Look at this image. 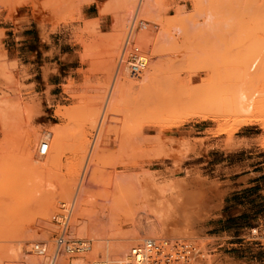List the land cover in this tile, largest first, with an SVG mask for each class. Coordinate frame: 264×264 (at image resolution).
<instances>
[{
  "label": "rangeland",
  "instance_id": "374dc122",
  "mask_svg": "<svg viewBox=\"0 0 264 264\" xmlns=\"http://www.w3.org/2000/svg\"><path fill=\"white\" fill-rule=\"evenodd\" d=\"M104 1L0 0V136L23 140L31 193L48 207L36 210L32 237L5 244L0 264H45L31 248L51 246L61 202L73 204L69 236L93 242L87 260L98 246L123 259L131 241L167 237L198 244L196 264H264V0H144V12L140 0ZM85 3L91 14L109 7L87 21ZM132 45L147 57L135 76L119 60ZM150 71L169 99L128 104L138 110L132 119L123 102L144 91ZM113 90L120 110L107 135L126 129L143 140L94 159L89 150L102 144L78 138L97 135ZM103 158L116 174L109 185L78 191L87 162ZM122 172L129 186L118 184Z\"/></svg>",
  "mask_w": 264,
  "mask_h": 264
},
{
  "label": "crops",
  "instance_id": "0c3cea01",
  "mask_svg": "<svg viewBox=\"0 0 264 264\" xmlns=\"http://www.w3.org/2000/svg\"><path fill=\"white\" fill-rule=\"evenodd\" d=\"M110 0H105V3H109ZM111 3V2H110ZM113 3H111L112 5ZM108 4H104L107 9ZM101 6V7H103ZM94 7L93 3H85L82 5L81 13L84 20H91L101 15L100 8L96 7L93 14L90 13L91 8ZM109 13L102 14V17L110 16ZM114 22L111 21L108 29L109 32L113 27ZM79 61H83L82 55L84 53L83 44H79ZM96 137V136H95ZM95 137H80V142L92 140L93 143H100L98 148L102 149L99 155L103 154H116L125 150L128 146L124 145L129 143L124 139H128L123 135H108L101 136L99 140H95ZM97 138V137H96ZM121 140H119V139ZM6 139V140H3ZM75 139V138H73ZM0 242L4 245L0 246V253L5 251V244L9 241L27 240L34 234L35 212L36 210L46 211L48 207L36 206L34 195L32 192L34 187V166L20 153L19 148L23 143V140L18 137L12 136H0ZM63 146H60L62 148ZM123 147V148H122ZM105 150L103 151V149ZM121 148V149H119ZM110 150V152L108 151ZM67 157L60 159L59 166V183L61 184L62 178L66 180L67 175ZM108 158H103L102 162L94 163V169L90 175L88 171H85L84 181L87 186L94 184L93 181L103 183L105 186L109 185L111 176L116 175L113 171L106 169L108 166L113 165L109 162ZM91 168V167H90ZM93 168V167H92ZM120 170V169H118ZM50 173V172H49ZM44 171L43 175H49ZM88 174V177H87ZM88 178V180H87ZM119 185L122 187L129 186L131 184L130 178L127 173H119ZM85 185V187H86ZM102 205L110 206L109 203H103Z\"/></svg>",
  "mask_w": 264,
  "mask_h": 264
},
{
  "label": "built area",
  "instance_id": "2783aa9c",
  "mask_svg": "<svg viewBox=\"0 0 264 264\" xmlns=\"http://www.w3.org/2000/svg\"><path fill=\"white\" fill-rule=\"evenodd\" d=\"M120 61H124L128 72L139 74L147 62L146 55L137 46L123 49ZM48 143L39 144L38 152L44 154ZM72 202H61L59 212L52 215V221L58 227L51 246L35 243L32 250L46 256L45 264H196L200 255L198 244L191 240L167 237H144L132 242L123 259L106 258L96 254L87 260L92 251V242L86 238H74L68 234V225L72 213Z\"/></svg>",
  "mask_w": 264,
  "mask_h": 264
},
{
  "label": "bare ground",
  "instance_id": "6f19581e",
  "mask_svg": "<svg viewBox=\"0 0 264 264\" xmlns=\"http://www.w3.org/2000/svg\"><path fill=\"white\" fill-rule=\"evenodd\" d=\"M145 2H144V0H140L139 1V4H138V8H139V11L141 10V12L143 11L144 12V7H145ZM262 8V7H261ZM135 22V20H133V21H131L130 22V26H129V31H128V33H127V36H126V38H125V40H124V43H123V46L125 47H127L128 45H129V39L131 38V33H130V30L133 28V26H134V23ZM138 23L139 24H141V25H143V22L142 21H138ZM119 60H120V57H119ZM146 65H147V62H146V64H145V66L143 67V69L146 67ZM125 68H127V70H128V67L127 66H125ZM152 68V67H151ZM142 69V70H143ZM142 70L139 72V74L142 72ZM148 70V69H147ZM125 72V71H124ZM151 71H150V73L149 72H147V73H145L146 75H145V80H144V85H143V89L142 90H144L143 92H140V93H138V94H136V93H133V94H131L130 96H128V98L126 99V100H124L125 102H123V104L125 103V108L127 107V115H128V117H131L132 119L133 118H135L137 115H138V110L137 109H135V108H130V107H128V104H136V105H139V104H152V103H155V102H160L161 101V99L163 100V102H165V101H168L167 99H169V98H162V97H160V95H159V93H157V91L159 90L160 91V89H161V83L160 82H158V83H155V82H157V81H159V80H153L152 79V75H151ZM131 76H135L136 74H132V73H129ZM139 74H137V75H139ZM132 78V77H131ZM116 81V80H115ZM117 82V81H116ZM119 83V82H118ZM130 83V82H129ZM128 83V84H129ZM132 84V83H131ZM112 88V87H111ZM118 89V88H117ZM119 90V92H121L120 91V89H118ZM118 90L115 92L114 90V94H112L113 96H112V99L111 100H109V103H108V105H107V109H106V111H105V113L102 115V118H101V121H100V123L98 124L99 126H98V131H97V135H96V137H95V140H99V137H101V136H106L107 134H108V131H111V124L113 123H111V121H112V118L113 117H116V116H114V113H115V109H117V108H115L116 106H115V104H114V100L113 99H115V97L119 94V92H118ZM118 92V93H117ZM113 93V92H112ZM190 94V93H189ZM187 95L186 96V98H185V100H184V103H185V105H187L186 104V102L188 101V103H189V100H191V99H193L194 98V95ZM120 95V94H119ZM186 94H184V96H185ZM199 95V94H198ZM109 97V96H108ZM173 97V96H172ZM171 97V99H175L174 97L172 98ZM110 98H111V95H110ZM109 98V99H110ZM180 100V99H179ZM192 101V100H191ZM190 101V103H192ZM182 102V101H181ZM122 104V105H123ZM117 105V104H116ZM120 105V104H119ZM106 108V107H105ZM118 110H120L119 108H118ZM117 110V112L119 113L120 111H118ZM123 110V109H122ZM124 111V110H123ZM126 111V110H125ZM205 111V110H204ZM206 112V111H205ZM121 113V112H120ZM204 113V112H203ZM206 114H207V112L206 113H204L203 115L204 116H206ZM118 115H121V114H118ZM125 116H123V118H124ZM114 121V120H113ZM123 128V127H122ZM128 128V127H127ZM114 129V128H113ZM118 129V128H117ZM116 129V130H117ZM119 130V129H118ZM118 130H117V132H118ZM125 130L126 129H124V131L123 130H121V131H123V132H120V130H119V133L121 134V135H123V136H126L128 139H124V141L125 140H127V142L128 141H133L134 143L135 142H138L139 141V139H140V135H138V134H134V133H132L131 134V132H130V130H127L128 132H125ZM110 134V133H109ZM111 134H114L115 135V133H111ZM108 136V135H107ZM119 139V138H118ZM142 139V138H141ZM140 139V140H141ZM120 140V139H119ZM136 140H138V141H136ZM143 140V139H142ZM121 141V140H120ZM132 143V142H131ZM95 144V143H94ZM94 146H97L98 147V144H96V145H93V147H91V149L89 150V154L92 156V158L94 157V159H97L98 157H99V153L101 152V150L102 149H100V148H98V151H100V152H98L97 153V147H94ZM123 148V147H122ZM119 149H121V148H119ZM105 150V148L103 149V151ZM132 150V149H131ZM136 150V149H135ZM109 152H110V150H108ZM94 155V156H93ZM102 155V154H101ZM88 159H89V157H88ZM91 159V158H90ZM96 161V160H95ZM96 163V162H95ZM86 166V168L87 169H85V171L87 172L89 169H90V171H91V169L93 170L94 169V167H95V165L93 166V162H87V164L85 165ZM91 167V168H90ZM93 167V168H92ZM95 170V169H94ZM90 171H88V173H89V175L92 173V172H90ZM83 173L85 174V172H84V170H83ZM83 177V176H82ZM87 177H88V174H87ZM82 180V179H81ZM80 180V181H81ZM87 180H88V178H87ZM86 181V180H85ZM81 183H82V181H81ZM85 185H86V183H84ZM81 185V184H80ZM85 185L81 188V189H79L78 191H80L81 190V193H82V190L83 189H85ZM82 186V185H81ZM87 186V185H86ZM84 192H85V190H84ZM83 192V193H84ZM80 193V192H79ZM79 193H77V195H76V197H75V199H79L78 197H81L80 196V194ZM81 195H83V194H81ZM192 196V195H191ZM82 198V197H81ZM190 205H192V203L190 204ZM194 218V217H193ZM181 220V219H180ZM190 220V219H189ZM192 220V219H191ZM70 237H72V236H70ZM134 239V238H133ZM136 240V239H135ZM52 242H53V240H52ZM131 242H133V241H131ZM93 243V242H92ZM96 247V246H95ZM98 247H102V246H98ZM129 247V246H128ZM99 248V250L96 248V250H98L97 252H96V250H95V248H94V250H95V252H96V254H101V255H103L104 257L106 256H108V254H109V252L108 251H106V250H102L103 249V247H102V249H100ZM108 250V249H107ZM117 250H119V249H117ZM124 250V249H123ZM127 251H128V248H127ZM111 252V251H110ZM112 253V252H111ZM127 255V252H126V254H125V256ZM92 256V255H91ZM90 256V257H91ZM111 256H113V255H111ZM124 256V257H125ZM89 257V258H90ZM108 258V257H107ZM111 258V257H110ZM88 259V258H87Z\"/></svg>",
  "mask_w": 264,
  "mask_h": 264
}]
</instances>
